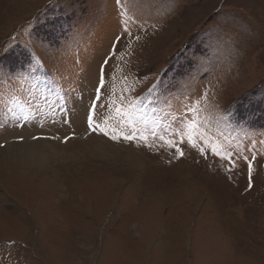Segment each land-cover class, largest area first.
Here are the masks:
<instances>
[{"label":"rangeland","instance_id":"1","mask_svg":"<svg viewBox=\"0 0 264 264\" xmlns=\"http://www.w3.org/2000/svg\"><path fill=\"white\" fill-rule=\"evenodd\" d=\"M0 264H264V0H0Z\"/></svg>","mask_w":264,"mask_h":264},{"label":"snow or ice","instance_id":"2","mask_svg":"<svg viewBox=\"0 0 264 264\" xmlns=\"http://www.w3.org/2000/svg\"><path fill=\"white\" fill-rule=\"evenodd\" d=\"M119 2V0H118ZM3 55H7V53H3ZM104 87V74H103V68H101V75H100V80H99V85L96 88V97L94 98L92 104L90 105L89 109H88V116H87V122H88V128L95 131L97 129H99L100 132H102L103 135L108 136L110 139L116 140L118 138V133L113 130L112 133H109L108 131L104 130V128H102L99 124V122H94V116L93 114L96 112V109L98 107V101L100 99V92L101 89ZM67 122V121H65ZM108 121H105V124H107ZM194 123V122H193ZM193 131H195V129H193ZM181 137H183V132H181L179 134ZM123 138L125 140L131 139L132 138V134H125L123 136ZM180 143H184L183 138H181V140L179 141ZM188 143L190 146L195 147V144L193 143V139L189 138ZM178 153H180L182 155V152H180L179 149H177ZM228 158H230L229 153L225 154ZM233 166H235V163L233 162ZM249 172H251V166H249Z\"/></svg>","mask_w":264,"mask_h":264},{"label":"bare ground","instance_id":"3","mask_svg":"<svg viewBox=\"0 0 264 264\" xmlns=\"http://www.w3.org/2000/svg\"><path fill=\"white\" fill-rule=\"evenodd\" d=\"M36 146H37V144H36ZM7 148H9V150H11L10 153H12L13 157H17V158H25L26 157L27 158L29 156V154L33 153V150H35L34 148H36V147L33 143H31V144H22L21 146L20 145H11ZM25 163H27V162H25Z\"/></svg>","mask_w":264,"mask_h":264}]
</instances>
